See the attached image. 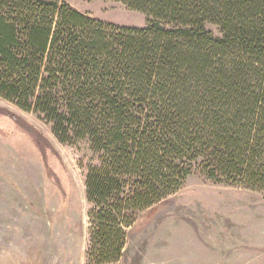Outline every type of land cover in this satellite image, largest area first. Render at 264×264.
<instances>
[{"label": "trees", "instance_id": "1", "mask_svg": "<svg viewBox=\"0 0 264 264\" xmlns=\"http://www.w3.org/2000/svg\"><path fill=\"white\" fill-rule=\"evenodd\" d=\"M97 1L145 26L103 24L66 0H0V97L99 154L86 261L112 264L136 213L179 191L192 163L264 195V0ZM25 131L45 159L49 142Z\"/></svg>", "mask_w": 264, "mask_h": 264}, {"label": "rangeland", "instance_id": "2", "mask_svg": "<svg viewBox=\"0 0 264 264\" xmlns=\"http://www.w3.org/2000/svg\"><path fill=\"white\" fill-rule=\"evenodd\" d=\"M66 1L103 24L145 26L143 14L114 1ZM208 29L219 36L215 25ZM5 113L44 136L52 147L45 159ZM70 143L58 141L43 115L0 97V264H87L92 207L85 183L100 156L85 142ZM190 170L152 213H136L112 264H264V195L214 183L194 163Z\"/></svg>", "mask_w": 264, "mask_h": 264}]
</instances>
